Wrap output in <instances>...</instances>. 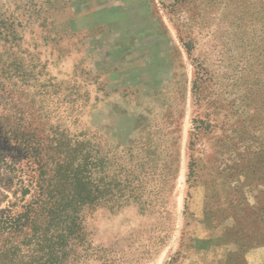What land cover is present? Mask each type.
Listing matches in <instances>:
<instances>
[{
	"label": "rangeland",
	"instance_id": "rangeland-1",
	"mask_svg": "<svg viewBox=\"0 0 264 264\" xmlns=\"http://www.w3.org/2000/svg\"><path fill=\"white\" fill-rule=\"evenodd\" d=\"M26 132L89 204L21 264H264V0H0V215Z\"/></svg>",
	"mask_w": 264,
	"mask_h": 264
},
{
	"label": "trees",
	"instance_id": "trees-1",
	"mask_svg": "<svg viewBox=\"0 0 264 264\" xmlns=\"http://www.w3.org/2000/svg\"><path fill=\"white\" fill-rule=\"evenodd\" d=\"M43 124L49 132L57 131L58 125ZM10 141L28 161L30 183L23 195L29 194L30 198L19 211L0 215V264H21L20 259H13L18 256L21 245L34 243L40 246L42 241H52L50 238L57 233L63 237L61 243L66 244L78 233L77 214L88 206L89 200L81 171L74 169L72 172L56 166L58 151L52 147L54 139L49 135L26 132ZM53 264H59V261Z\"/></svg>",
	"mask_w": 264,
	"mask_h": 264
}]
</instances>
